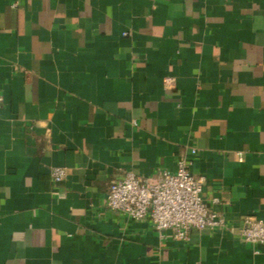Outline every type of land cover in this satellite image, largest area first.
I'll return each instance as SVG.
<instances>
[{
	"label": "crops",
	"instance_id": "obj_1",
	"mask_svg": "<svg viewBox=\"0 0 264 264\" xmlns=\"http://www.w3.org/2000/svg\"><path fill=\"white\" fill-rule=\"evenodd\" d=\"M0 92V264H264L239 233L264 220V0H0ZM192 147L225 227L107 208Z\"/></svg>",
	"mask_w": 264,
	"mask_h": 264
},
{
	"label": "built area",
	"instance_id": "obj_2",
	"mask_svg": "<svg viewBox=\"0 0 264 264\" xmlns=\"http://www.w3.org/2000/svg\"><path fill=\"white\" fill-rule=\"evenodd\" d=\"M172 81V77H167L165 84L170 85ZM3 100L0 92V106ZM197 153V147H192L190 155H181L175 171L161 169L152 176L126 171L114 177L107 191V208L130 220H149L161 238L169 236L184 243L192 240V232L225 227V218L212 210L204 196L206 177L194 172ZM238 159L242 160L243 156L239 155ZM50 174L58 184L66 179L68 169L53 166ZM213 201L219 202V199ZM239 233L247 243L264 244V220L244 217Z\"/></svg>",
	"mask_w": 264,
	"mask_h": 264
}]
</instances>
